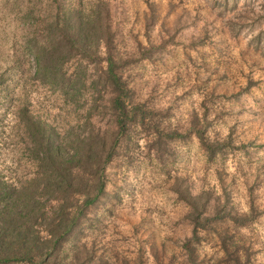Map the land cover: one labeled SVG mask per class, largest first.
Here are the masks:
<instances>
[{
	"label": "rangeland",
	"instance_id": "obj_1",
	"mask_svg": "<svg viewBox=\"0 0 264 264\" xmlns=\"http://www.w3.org/2000/svg\"><path fill=\"white\" fill-rule=\"evenodd\" d=\"M100 1L107 3L111 13L112 29L114 30V56L127 61L126 66L121 71L123 78L133 90V100L144 103L147 108L155 111V128L146 131L139 128L135 129L131 135L133 143L130 144V147L128 149L124 147L122 154L115 157L106 167L107 199L104 203L90 209L88 219L82 224V233L64 247L61 256H69L74 246L85 244L88 248L93 247V261L102 258L106 261L104 264H148L149 254L155 260V264H189L187 249L182 247L188 237L185 236L183 243L180 242L179 238L180 233L191 225L185 214L177 220L165 222L163 217L168 216V213L159 206L153 207L149 204L147 208H144L143 214L139 215L138 220L135 217L138 215L137 198L145 195V182L149 173L154 172L157 167L169 180L173 179V172L183 171L184 175H176V177H183L190 190L195 187V182L192 179L194 169L190 170L194 158L193 133L190 132L183 139H168L165 142L166 149L161 151L156 148L155 142L152 141L147 155L138 151V138L142 133L147 136H151L153 133L156 135V130L178 129L181 131L183 124L179 114L183 111L184 104L195 89L200 92L207 90L206 100L201 105L204 108L206 122H208L205 136L208 137V131L212 129L215 133L213 140H220L219 133L215 132L214 128L216 121L208 120V115L212 111L208 104L215 106L218 102L231 103V108L224 107V104L220 105L222 111L218 113L217 120L225 116L236 118V123L232 125L229 134L235 147L225 148L213 160H208V163L219 165L216 175L223 188L224 196L229 198L226 205L231 207L233 213L239 214L237 206L233 203V196L237 192V178L232 176L229 180L225 165L230 154L243 152L244 156L251 162L260 151H264V143L258 142L264 134L259 133L255 127V120L245 121L242 119L245 112L250 110L248 108L250 100L256 98L257 94L253 92V89H260L261 82L249 77L247 87L232 91L229 87L230 79H232L233 85H238V81L232 77L230 68H226L223 75L220 74L221 67L227 64L225 56L229 52L228 47L222 43L216 45L215 66L211 62V56L199 50L212 41V36L208 32H205L202 39H194L191 44H184L183 39H180L182 31L177 29L175 32H169L165 18V23L161 27L168 33V39L160 45L152 43L150 32L159 20V15L156 12L151 19H145L143 26V34L149 41V47L146 48L140 40L139 31H136L141 24L140 15L138 12L130 15L133 13V9L128 0H120L115 9L107 0ZM22 2L23 0H6V5L11 3V11L15 12L20 9ZM134 2L135 0H133V4ZM61 4L67 8L73 7L81 9L82 12H87L85 0H48L47 4L44 0H28V11L23 17V22L28 28L24 43L17 50L11 65L0 72V79H4L2 80L4 81L3 85L0 86V159L6 155L10 156L16 165L12 167L6 164L3 169H0V175L9 182H13L16 178L23 180L31 171L29 160H26L23 152L24 130L17 128L16 124H12V131H8L10 127L9 117H15L14 106L19 99H27L40 116L48 118L60 130L66 129L68 124H73L78 119L82 121L87 115L86 99H88V93L90 94L87 83L82 89L84 94L80 97L79 103H75L74 106L67 99L40 86L31 78L35 70V61L25 48V42L29 38L36 37L37 40L45 38V33L48 30L44 27L51 24L56 8ZM153 7L149 3V8L152 9ZM155 7L159 8L160 5ZM172 11L174 9H170L168 15H171ZM128 23L133 24L128 35L134 44L129 43L124 32V27ZM262 42H264V32L249 41V51L264 56ZM239 43L237 38V45ZM192 51H197L199 62L193 58ZM144 53L147 56H144ZM65 69L67 74L71 73L72 75L76 71H82L74 62H69ZM91 69L92 64H89L86 69L88 77L92 74ZM172 70H175V82H165L161 73ZM189 82H193V88L188 89L182 95L174 96L167 108L160 107L162 102L176 89ZM18 89L22 91L21 96L17 95ZM33 92L36 94L35 103L33 102ZM39 97H43V99L41 100ZM237 105L240 106L239 111L235 110ZM253 115L256 116L258 113L254 112ZM195 118L200 120L199 115L193 109L191 121ZM93 119L97 121L98 117L94 115ZM102 120L106 122L107 118ZM173 120L176 121L175 126L172 124ZM200 148L205 152L201 145ZM153 153H155V159L152 158ZM244 175L247 176L246 173ZM245 184L256 217L244 226L259 224L264 227V221H261V217H264V211L259 206V202L264 201V162H261L257 167L252 183L248 184L246 179ZM173 186L174 184L169 190L173 191ZM210 191L215 197L214 189H210ZM180 201L182 200L177 198L173 202L174 208ZM219 201L221 202V200ZM155 215L161 217L159 225L154 219ZM122 224L132 226L131 236L124 233ZM244 226L235 225L228 218H222L212 221L205 229H199L198 238L192 240L188 247L196 264H233V256H238L240 260L239 253L241 251L245 253L246 257L243 264H264V256H262L264 248L253 251L251 244L237 243L238 239H243L240 237L239 228ZM164 228L172 231L173 235L161 239L160 234ZM201 232L204 233L203 236L200 235ZM109 234L113 237L112 239H109ZM214 237L219 238V246L225 252V257L220 260H217L215 256H208L206 253L201 256L203 245L212 243ZM133 240L137 246L135 254H133L132 247H126ZM224 246L228 248L227 252L224 250ZM234 249L237 250L231 254Z\"/></svg>",
	"mask_w": 264,
	"mask_h": 264
},
{
	"label": "trees",
	"instance_id": "obj_2",
	"mask_svg": "<svg viewBox=\"0 0 264 264\" xmlns=\"http://www.w3.org/2000/svg\"><path fill=\"white\" fill-rule=\"evenodd\" d=\"M111 20L106 2L100 1L91 13L61 4L51 24L44 27L48 30L45 38H29L25 42L35 61L31 75L34 82L74 106L84 94L86 83L90 94L86 99V117L61 130L40 116L27 99H19L14 106L16 126L24 130L22 148L31 171L23 180L16 178L13 182L0 175V264L106 263L102 258L93 261V247L85 244L74 246L69 256L61 254L82 233L90 209L107 199L106 167L122 154L124 147H130L135 129L155 128V111L133 100V90L123 78L121 71L127 61L114 56ZM101 41L105 55L100 54ZM69 62L82 71L67 74L65 67ZM89 64L92 74L88 77ZM105 117L107 121L103 122ZM200 121L192 120L186 131L156 130V148L165 150L168 139H183L190 132L199 138L208 160L227 147H235L230 137L223 143L210 142L205 136L208 122L205 117ZM172 189L192 208L185 214L192 225V236L182 244L187 249L189 264H196L188 247L198 238L199 229L222 218L244 226L256 217L252 205L251 216L233 213L226 205V195L223 203L210 190L193 197L183 177H176ZM224 250L227 252L228 248L224 246ZM233 260V264L241 262L238 256H233Z\"/></svg>",
	"mask_w": 264,
	"mask_h": 264
},
{
	"label": "clouds",
	"instance_id": "obj_3",
	"mask_svg": "<svg viewBox=\"0 0 264 264\" xmlns=\"http://www.w3.org/2000/svg\"><path fill=\"white\" fill-rule=\"evenodd\" d=\"M45 4L48 0H44ZM100 0H85L86 9L91 13L92 9L98 4ZM115 9L120 0H107ZM128 3L132 5L133 13L138 12L141 18V24L136 29L140 33V40L147 48L149 47V41L143 34V26L145 19H151L154 12L159 15V20L155 23V26L151 29L150 35L152 43L160 45L164 40L168 39V33L161 27L167 22V28L169 32H175L177 29L182 31L184 44H191L194 39H202L205 32H208L212 36V41L199 49L211 56V62L215 66L217 57L214 55L216 51V45L224 44L228 47L229 52L225 56L227 64L221 67L220 74L225 73L226 68H230L232 77L235 81H238V85H233L232 79L229 81V87L232 91H238L240 88L247 87L249 77L252 80L260 81V89H253L256 98L251 99L248 105L249 111H246L243 120L252 121L255 120V127L259 133L264 134V56L250 52L248 49V43L254 37L264 32V0H128ZM149 3L154 7L149 8ZM156 5H160L156 8ZM28 0H23L20 4L18 11H11L12 4L6 5V0H0V72H3L5 68L9 67L14 59L17 50L24 43V37L28 31L26 24L23 22V17L28 11ZM170 9H174L171 15H168ZM133 28L132 23H128L124 27L125 35L128 37L129 43L134 44L131 37L128 35L129 29ZM237 38L240 43L237 45ZM264 46V42H262ZM182 51V49H181ZM100 54L105 55L106 49L101 41ZM193 58L199 62V56L197 51H192ZM181 59L183 57L181 56ZM194 72V70H193ZM165 82H175V70L161 73ZM194 81V77H193ZM193 88V82H189L183 87L176 89L172 95L162 102L160 107L167 108L174 96L182 95L188 89ZM17 95L21 96V89L17 90ZM33 102L35 103L36 94L33 92ZM207 90L200 92L193 89L188 101L184 104L183 111L179 114L182 119L181 123L183 128L181 131H186L191 127L192 111L199 115L201 121L204 118V108L201 106L206 100ZM43 99V97H39ZM221 104L224 107L231 108L232 105L229 102H218L217 105L208 104V107L212 109L208 115L209 121H216L214 128L215 132L219 133V139L221 143L226 141L229 137L232 125L236 123V118L225 116L220 120H217V115L222 111ZM236 111L240 110V106H236ZM258 113L254 116L253 113ZM10 127L9 132L12 131L11 125L16 124L17 120L14 116L9 117ZM175 126L176 121H172ZM214 132L212 129L208 131V138L210 142L213 141ZM156 139L155 133L151 136L144 135L143 133L138 138V151L144 155L149 152V145ZM193 155L192 164L190 170L194 169L192 179L195 182V187L192 189L191 195L193 197L200 196L202 191H208L214 189L215 195L221 198V203L224 200V191L220 185L219 178L216 175L218 164H209L207 159V153L200 148L199 138L193 134ZM259 143H264V135L261 136ZM152 158L155 159V153ZM261 162H264V151H260L256 157L250 162L243 152H236L230 154L226 161V170L229 174V180L232 176L237 178V192L233 196V203L237 206V211L243 216H251L252 209L248 196L247 185L251 184L255 178V172ZM11 165L15 167V163L10 156H5L0 159V169H3L5 165ZM247 174L245 176L244 174ZM183 171L177 173L173 172V179L169 180L168 177L159 170L157 167L154 172H150L145 182V195L138 197V215L135 217L139 219V215L143 214L144 208H147L149 204L153 207L159 206L164 209L168 216L163 217L165 222L169 220H177L186 213L192 211L190 205L184 201H180L175 205L173 202L177 200L179 193L169 190L171 185L175 183L176 175H184ZM167 181V183H165ZM260 209L264 211V201L259 202ZM157 224L159 225L161 217L155 215ZM261 221H264V217H261ZM131 225L122 224L124 233L131 236ZM240 237L237 243L248 245L251 244L252 250L264 248V227L259 224H253L250 226H244L239 228ZM173 232L168 228H164L161 231L160 238L165 236H172ZM204 235L203 232L200 233ZM185 236L191 237V225L187 229L180 233V242H184ZM113 237L109 234V239ZM220 241L218 237H214L212 243H205L201 250V256L205 253L208 256H215L217 260L225 257V252L219 246ZM126 247L133 248V254H135L136 245L133 240ZM241 264L246 259L245 253L241 251L239 253ZM264 256V253H262ZM134 258V255H133ZM148 264H155V260L148 255Z\"/></svg>",
	"mask_w": 264,
	"mask_h": 264
}]
</instances>
